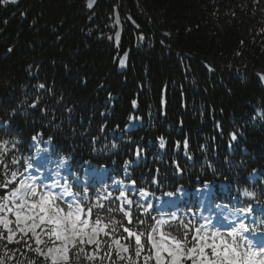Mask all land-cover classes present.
Wrapping results in <instances>:
<instances>
[{
    "label": "trees",
    "instance_id": "obj_1",
    "mask_svg": "<svg viewBox=\"0 0 264 264\" xmlns=\"http://www.w3.org/2000/svg\"><path fill=\"white\" fill-rule=\"evenodd\" d=\"M262 30L264 0L0 3V116L27 114L0 131V140L21 142L9 160L24 163L30 137L43 132L72 169H104L110 180L128 166L135 187L156 197L183 189L194 212V192L206 182L215 204L264 208ZM133 118L140 123L128 129Z\"/></svg>",
    "mask_w": 264,
    "mask_h": 264
},
{
    "label": "snow or ice",
    "instance_id": "obj_2",
    "mask_svg": "<svg viewBox=\"0 0 264 264\" xmlns=\"http://www.w3.org/2000/svg\"><path fill=\"white\" fill-rule=\"evenodd\" d=\"M94 2L88 0L87 6L92 8ZM125 58L119 60L120 67L125 66ZM260 79L264 82V76ZM35 87L52 91L45 83ZM38 103L39 97L29 107L35 109ZM40 113L45 115L46 109L40 108ZM18 114L27 115L13 109L0 116V131L7 134ZM43 136V132L32 135L29 147L46 145L37 150L50 159L58 151L55 137L49 135L45 141ZM231 141H238L237 133L231 134ZM20 145L17 139L0 140V264H264V231L257 232L243 221L237 226L223 210L215 214V220L211 214L197 217L191 208L179 215L169 213L167 219L157 218L150 215L151 203L129 195L135 180L129 182L131 189L122 180L114 181L112 191H97L93 196L92 185L82 183L72 171L71 156L62 158L55 171H44L43 164L34 166L31 158L24 163L9 160V153L14 156ZM164 146L161 138L160 147ZM136 155L140 156L139 150ZM129 163L125 161L126 166ZM208 188L206 182L204 190ZM138 195L144 198L149 193L140 188ZM244 195L255 197L256 193L245 190ZM235 211L251 216L256 210L249 204ZM260 214L264 216V208Z\"/></svg>",
    "mask_w": 264,
    "mask_h": 264
},
{
    "label": "rangeland",
    "instance_id": "obj_3",
    "mask_svg": "<svg viewBox=\"0 0 264 264\" xmlns=\"http://www.w3.org/2000/svg\"><path fill=\"white\" fill-rule=\"evenodd\" d=\"M17 1V0H16ZM96 1V0H95ZM11 2V0H9ZM95 3V2H94ZM93 3V5H94ZM87 5H88V0H87ZM115 24L117 26V32L115 34V40L116 42L119 39L120 35V21L118 17H115ZM117 34H119L117 36ZM121 58H125V55L122 56ZM120 58V59H121ZM125 66H126V58H125ZM124 67H120V70H123ZM262 77V76H261ZM264 84V82H263ZM139 121L136 119H131L129 122L128 129H131L137 125H139ZM46 147V145H37L36 148H33L32 154L25 159L28 160L31 158L34 166H39L40 164H43V169L44 171L46 170H51L55 171L56 167L59 163H61L62 158H65L64 156H60L57 154H54L51 156L50 159H44V157L47 155L46 153L40 152L37 149L38 148H43ZM66 159V158H65ZM136 160H140V156L138 157L136 155ZM128 167V166H127ZM126 168V167H125ZM73 172H77L79 176L81 177V182L82 183H89L94 187L93 190L95 192L99 191L100 194H103L106 190L107 191H112L114 189V181H123L125 185L129 186L131 189V185L128 181V172L125 171L123 174V178H116L113 177L110 180L107 178V171L104 169H98L96 167L92 166H85V167H80L78 170L72 169ZM257 177L256 174H254L251 179L255 180ZM139 188L135 187L134 191H129V195L134 199V200H142L144 203H151L153 205V208L150 210L152 212L153 210H156L157 218H168V214L172 212H177V214H182L186 213L189 208H184V206L188 203L189 201V194L187 191L183 189H179L173 195L170 197L168 194L162 195V196H154L150 192L147 197L141 198L138 195ZM118 193L114 192V195ZM213 187L209 185V188L207 191L204 190V186L202 188L197 189L194 192V196L196 198V216L199 217L201 215L207 217L210 214L212 215L213 219H216V213L220 212L223 210L224 215H228L229 219H235V222L237 226L239 225L240 221H243L245 224L248 225L249 228H252L253 230L259 232V231H264V228H261V222L264 221V216L260 214L261 208L257 205H253V208L256 211H259V216L256 215L254 212L251 216L248 215L247 213H238L235 210L245 208L244 204L240 203L237 205V202L233 201L232 205H227L223 203H214L213 202ZM220 207H217V206ZM178 209V211H177ZM190 215V214H189ZM253 220L256 222L253 223ZM251 238V237H250Z\"/></svg>",
    "mask_w": 264,
    "mask_h": 264
}]
</instances>
